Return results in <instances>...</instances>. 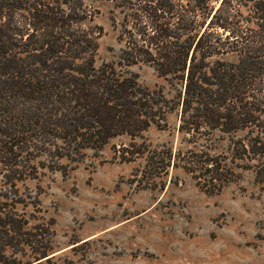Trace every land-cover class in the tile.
I'll use <instances>...</instances> for the list:
<instances>
[{"label": "trees", "instance_id": "trees-1", "mask_svg": "<svg viewBox=\"0 0 264 264\" xmlns=\"http://www.w3.org/2000/svg\"><path fill=\"white\" fill-rule=\"evenodd\" d=\"M110 1L123 48L97 67L104 30L84 0H0V264L55 257L54 221L31 224L19 183L68 174L118 137L150 176L179 168L219 195L251 172L264 188V0ZM137 65L175 97L142 86ZM175 111L185 151L136 143Z\"/></svg>", "mask_w": 264, "mask_h": 264}, {"label": "rangeland", "instance_id": "rangeland-1", "mask_svg": "<svg viewBox=\"0 0 264 264\" xmlns=\"http://www.w3.org/2000/svg\"><path fill=\"white\" fill-rule=\"evenodd\" d=\"M84 2L95 14L93 25L104 30L96 66L116 62L123 44L110 19L113 4ZM129 70L142 86L175 97L153 67ZM167 124L166 130L152 127L136 143L185 151L180 113H169ZM227 144L221 142L218 151ZM135 148L129 137H118L101 150L86 151L78 164L66 161L68 174L46 170L19 183L32 198L20 207L31 224L54 221L55 257L49 264H264V188L251 172L221 194L208 195L179 168L167 174L156 169L150 176L145 158L132 154Z\"/></svg>", "mask_w": 264, "mask_h": 264}]
</instances>
